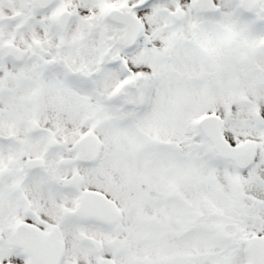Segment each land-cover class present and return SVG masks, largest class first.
Returning a JSON list of instances; mask_svg holds the SVG:
<instances>
[{"label": "snow or ice", "instance_id": "1", "mask_svg": "<svg viewBox=\"0 0 264 264\" xmlns=\"http://www.w3.org/2000/svg\"><path fill=\"white\" fill-rule=\"evenodd\" d=\"M0 264H264V0H0Z\"/></svg>", "mask_w": 264, "mask_h": 264}]
</instances>
